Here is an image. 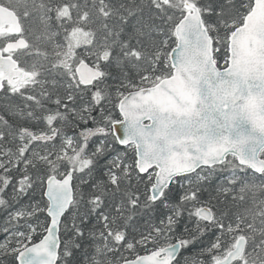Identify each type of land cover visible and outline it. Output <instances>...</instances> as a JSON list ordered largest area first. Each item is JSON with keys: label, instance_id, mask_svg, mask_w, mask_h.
Returning <instances> with one entry per match:
<instances>
[{"label": "snow or ice", "instance_id": "snow-or-ice-1", "mask_svg": "<svg viewBox=\"0 0 264 264\" xmlns=\"http://www.w3.org/2000/svg\"><path fill=\"white\" fill-rule=\"evenodd\" d=\"M0 264H264V0H0Z\"/></svg>", "mask_w": 264, "mask_h": 264}]
</instances>
